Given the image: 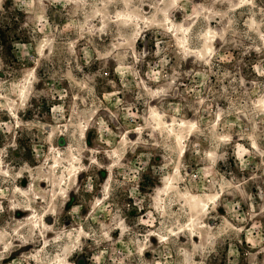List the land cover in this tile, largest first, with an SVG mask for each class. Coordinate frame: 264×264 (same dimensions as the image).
Returning <instances> with one entry per match:
<instances>
[{
	"label": "rangeland",
	"instance_id": "374dc122",
	"mask_svg": "<svg viewBox=\"0 0 264 264\" xmlns=\"http://www.w3.org/2000/svg\"><path fill=\"white\" fill-rule=\"evenodd\" d=\"M0 264H264V0H0Z\"/></svg>",
	"mask_w": 264,
	"mask_h": 264
},
{
	"label": "bare ground",
	"instance_id": "6f19581e",
	"mask_svg": "<svg viewBox=\"0 0 264 264\" xmlns=\"http://www.w3.org/2000/svg\"><path fill=\"white\" fill-rule=\"evenodd\" d=\"M204 57H206V58H207V57H208V55H204Z\"/></svg>",
	"mask_w": 264,
	"mask_h": 264
}]
</instances>
